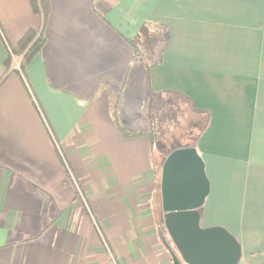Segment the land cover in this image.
Here are the masks:
<instances>
[{"label": "crops", "instance_id": "1", "mask_svg": "<svg viewBox=\"0 0 264 264\" xmlns=\"http://www.w3.org/2000/svg\"><path fill=\"white\" fill-rule=\"evenodd\" d=\"M48 4L21 76L4 61L41 19L0 0V264H172L152 153L177 134L209 181L200 226L264 264V0Z\"/></svg>", "mask_w": 264, "mask_h": 264}, {"label": "water", "instance_id": "2", "mask_svg": "<svg viewBox=\"0 0 264 264\" xmlns=\"http://www.w3.org/2000/svg\"><path fill=\"white\" fill-rule=\"evenodd\" d=\"M209 192L204 163L195 147L177 148L164 159L160 176L162 223L172 264H237L240 245L220 226L201 227L200 209Z\"/></svg>", "mask_w": 264, "mask_h": 264}, {"label": "trees", "instance_id": "3", "mask_svg": "<svg viewBox=\"0 0 264 264\" xmlns=\"http://www.w3.org/2000/svg\"><path fill=\"white\" fill-rule=\"evenodd\" d=\"M31 8L34 13L38 14L41 19V27L37 30H29L27 31L19 40V42L14 47H9L8 55L4 61L6 69H9L12 65L13 58H19L20 62L18 63V67L15 68L17 72L21 73V76H24V69L26 65L30 62V60L33 58L34 54L40 50L44 43V37L42 34V26L45 23L48 13H49V4L48 0H29ZM147 29L143 27L140 30V33L138 35V38L140 36H145ZM23 81V80H22ZM34 103V101H33ZM36 110L39 114V110ZM113 121L117 124V119L114 117ZM118 125V124H117ZM118 128L121 132V134L125 137H137L145 135L146 133L142 130L138 131H128L124 130L118 125ZM148 133V132H147ZM57 151V150H56ZM59 154V153H58ZM59 157L62 159V157L59 155ZM165 156L163 157L162 161H164ZM63 161V159H62ZM162 161L159 163V165L162 164Z\"/></svg>", "mask_w": 264, "mask_h": 264}, {"label": "rangeland", "instance_id": "4", "mask_svg": "<svg viewBox=\"0 0 264 264\" xmlns=\"http://www.w3.org/2000/svg\"><path fill=\"white\" fill-rule=\"evenodd\" d=\"M39 110V109H38ZM163 128V126H161V129ZM157 138H158V141H159V139H162L163 141L165 140V134L163 133V134H159L158 136H157ZM171 139L173 140V141H171V142H163V143H161V150H162V152L164 151V149H168L169 148V146L167 147V144L168 145H170L172 148L173 147H176V148H181V147H185L186 145L184 144V141H181V136L179 135V134H177L176 135V137L174 138V137H171ZM157 141V142H158ZM158 144V143H157ZM165 145V146H164ZM164 146V147H163ZM55 148H56V146H55ZM170 149V148H169ZM168 149V150H169ZM57 150V149H56ZM168 150H166V151H168ZM159 153H158V151L156 150L155 152H153L152 153V163L154 164V166H155V168L158 170L159 169V172H157V177H156V181H155V185H156V188L158 187V182H159V180H158V175L160 174V165H159V163L162 161V159H163V155H158ZM163 162V161H162ZM156 191H158L159 192V188H157L156 189Z\"/></svg>", "mask_w": 264, "mask_h": 264}, {"label": "built area", "instance_id": "5", "mask_svg": "<svg viewBox=\"0 0 264 264\" xmlns=\"http://www.w3.org/2000/svg\"><path fill=\"white\" fill-rule=\"evenodd\" d=\"M54 143H55V141H54ZM55 146H56V149H57V151L59 152V154L62 156V153H61V150H60V148H59V146L55 143ZM63 159V158H62ZM72 180L74 181V179L72 178ZM109 254H110V257H111V260L113 261V263L114 264H116L115 263V259H114V256H113V254L109 251Z\"/></svg>", "mask_w": 264, "mask_h": 264}]
</instances>
